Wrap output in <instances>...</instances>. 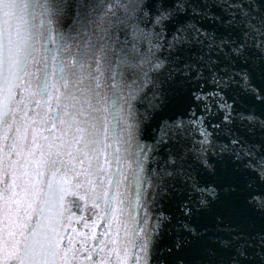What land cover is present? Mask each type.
<instances>
[{"label":"water","instance_id":"obj_1","mask_svg":"<svg viewBox=\"0 0 264 264\" xmlns=\"http://www.w3.org/2000/svg\"><path fill=\"white\" fill-rule=\"evenodd\" d=\"M17 2L25 7L17 10L16 18L8 24L0 8V113L11 111L15 116L14 122L9 120L13 125L11 132L0 123V159L6 168L7 153L13 150L15 136L18 155L12 159L19 160L21 165H32L24 170H31L40 195L26 213L24 237L30 242H54L59 254L52 264H119L122 260L127 264H170L177 255L190 261L199 260L189 249L167 252L184 218L175 203L159 197L157 204L148 203L145 199L148 190L141 182L149 163L152 174H162L170 152L186 151L192 148V137L200 139L195 131L182 139L166 135L165 125L170 126L181 118L193 119V113L203 119L201 126L207 127L217 147V152H209V163L228 155L218 152L221 145L229 143L228 135L213 127L220 124L225 110L214 109L205 116L203 107L198 108L193 97L200 88L211 91L215 87L211 79L201 80L199 84L162 83L166 76L152 72L147 63L143 64V71L129 75L123 60L133 44L139 49L138 61L151 59L153 53L161 57L168 54L167 49L150 51L147 41L133 37L131 28L121 23L125 18L121 5L130 0H87V10L82 8L85 0H64L66 7L61 13L53 10V0ZM197 2L207 6L206 15L195 16L194 22L208 31L222 28L216 17L231 20L236 13L242 18L238 9L229 6L233 0ZM238 2L253 6L249 15L260 31L248 37L240 33L247 40L249 54L247 62L239 61L234 71L244 68L252 73L250 79L256 94L233 84L224 90L221 102L234 109L233 134L256 146L255 158L259 161L260 144L264 142V93L260 91L264 83L260 79V68L264 66V52L260 50L264 29L259 24L258 0ZM194 15L188 9L177 19L182 23L192 22ZM139 21L141 28L146 24L151 28L148 17H140ZM173 26L179 25L173 21L170 27ZM243 27L247 31V26ZM9 39L17 59L12 69L7 57ZM101 52L106 53L103 59ZM242 116L252 119H241ZM61 120L72 124L73 130L76 126L86 129L94 142L86 147L72 146L73 132ZM135 127L139 131L133 132ZM34 138L35 145L45 150L44 160H59L55 168L35 165L37 157L29 156L37 151ZM141 148L150 154V160L145 161V172L137 167ZM81 160L85 163L81 164ZM236 164L241 162L233 161V167ZM187 166L201 181L200 187L215 188L217 192L215 199L205 194L212 201L210 208L201 210L200 217L194 218L200 222L201 230L210 227L207 221L213 214L224 215L239 226L240 243L258 261L264 248V211L246 196L248 192L258 193L262 181L247 169L237 178L222 163L216 171L205 169L194 154L190 155ZM237 183L238 190L229 191ZM161 205L164 214L172 217L171 224L154 236L147 252H142L145 232L149 225L155 224ZM3 207L4 201L0 199V246L9 241V221ZM21 239L16 236V240Z\"/></svg>","mask_w":264,"mask_h":264},{"label":"snow or ice","instance_id":"obj_2","mask_svg":"<svg viewBox=\"0 0 264 264\" xmlns=\"http://www.w3.org/2000/svg\"><path fill=\"white\" fill-rule=\"evenodd\" d=\"M258 3L259 24L260 28L264 29V0H258ZM229 6L238 9L242 18H238L236 13L232 14L231 20L216 17L215 19L219 21L222 28L208 31L203 25L194 22L195 16L206 15L207 6L198 3L197 0H130L129 3L121 5L125 12V18L121 23L131 28L133 37L141 42L147 41L150 51L152 48L168 50L166 56L161 57L153 53L151 59L144 58L138 61L139 49L133 44L130 51L124 54L123 63L126 72L129 75H137L138 71H143V64L147 63L152 72L159 76H166V81H162V83L172 81L199 84L201 80L208 82L210 78L211 83L215 86L211 91L200 88L193 93L194 99L198 102L197 107H203L205 116L212 114L214 109L225 110L220 124L213 127L220 128L229 137V143L221 145L218 150L219 153H228L227 156H221L218 160L209 163L208 154L217 152V147L207 127L201 126L203 119L195 117V113H193V119L185 121L181 118L173 121L170 126L165 125L168 129L166 135L182 139L190 137L195 131L199 134L200 139L196 140L195 137H192V148L186 151L174 150L170 152L165 159V168L162 174L160 172L152 174L153 169L150 163L147 165V175L141 182L142 186H146L148 190L145 196L146 201L150 204H157V197H159L162 201L175 203L184 218L179 222V229L172 241V247L167 248V252L172 253L173 249L178 252L189 249L200 257L199 260L190 261L184 256L177 255L170 264H264V248L261 249L258 261L252 259L253 254L244 244L240 243L241 229L224 215L213 214L207 221L210 227H204L201 230L200 222L194 218L200 217L201 210L210 208L212 201L205 194H210L215 199L217 192L215 188L200 187L201 181L192 173L190 166L186 167L190 155L194 154L200 165L212 171H216L221 163L237 178L243 174L244 170H251V174L258 177L262 183L259 192H248L246 199H250L254 206L264 211V142L260 144V159L257 161L255 158L256 146L247 144L241 136L233 134L231 112L234 109H231L227 103L221 102L224 90L233 84H238L241 89L256 94L250 79L252 73L244 68L235 72L234 66L241 60L247 62L249 54L247 40L242 38L240 33L243 32L244 37H248L260 29H257L250 18L249 12L253 7L251 4L245 5L238 0H233ZM24 7L25 5L18 3L17 0H0V8L3 9L2 16L6 24L16 18L17 10ZM65 7L64 0H53L52 8L56 13L63 12ZM87 7V0H85L82 8L87 10ZM245 8L249 11H244ZM188 9H191L195 14L192 22H180L177 19L179 14L186 13ZM145 16L148 17L151 24L150 29L147 24L144 28L140 27L139 18ZM173 21H176L179 26L170 27ZM244 25L247 26V31H244ZM9 27H11L10 24ZM63 38L61 37V39ZM49 39L51 42H55L51 37ZM260 50L264 52V41L260 44ZM65 51H68L67 47ZM100 56L103 59L106 53L101 52ZM7 57L9 68L12 69L17 64V59L11 39H9ZM260 79L264 82V66L260 68ZM65 86L67 87V82ZM260 91L264 93V83H262ZM44 94L47 95V92L45 91ZM9 99H11V95ZM241 119L251 120L252 117L242 116ZM9 120L15 121L13 112L0 113V123L8 132H11L13 125L9 123ZM60 122L73 132L72 146L84 144L86 147L89 142H94L90 141L86 129L76 126L73 130L72 124L63 120ZM136 131H139L138 127L133 129V132ZM4 139L7 140L8 136L6 135ZM12 139L13 150L7 153L8 165L6 168L4 160L0 159V184H2L0 199L4 201L3 211L9 221L7 225L9 241L4 246H0V264H52L53 259L59 254L56 244L51 241L30 242L23 235L28 219L26 213L31 211L32 205L39 199L40 191L35 180L32 179L31 170H24L25 168L31 169L32 165H21L19 160L12 159L13 155H18L15 153L17 137L14 136ZM34 147L37 151L30 152L29 156L37 157L35 160L37 167H56L59 160H44L45 150L43 147L35 145V138ZM140 155L141 159L137 161V167L141 169V172H145V161L150 160V154L141 148ZM233 161H240L243 168L241 164H236L233 167ZM80 163H85V160H81ZM99 167L97 159V168ZM36 175L39 173L37 172ZM238 188L239 184L237 183L229 191L236 192ZM171 220L172 217L164 214L161 205V211L155 216V224L149 225L145 232L140 249L142 252L148 251L154 236H159L161 230L171 224ZM17 235L22 239L16 240ZM119 264H127V261L122 260Z\"/></svg>","mask_w":264,"mask_h":264}]
</instances>
